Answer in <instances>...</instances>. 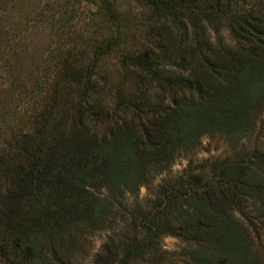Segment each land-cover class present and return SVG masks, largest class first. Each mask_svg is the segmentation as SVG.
I'll list each match as a JSON object with an SVG mask.
<instances>
[{
    "label": "trees",
    "instance_id": "obj_1",
    "mask_svg": "<svg viewBox=\"0 0 264 264\" xmlns=\"http://www.w3.org/2000/svg\"><path fill=\"white\" fill-rule=\"evenodd\" d=\"M134 1L152 26L143 38L148 48L121 53L125 73L113 92L106 91L103 102L90 79L81 85L93 63L63 65L58 74L71 79L74 90L56 91L16 144L20 161L7 167L16 185L9 194L28 208L0 209V255L7 264H40V225L50 216L64 214L68 228L98 220L105 228L125 193L149 185L203 135L235 144L255 127L264 108V0ZM108 7L102 1L111 19ZM119 41L97 44L94 60L118 49ZM263 170L264 153L254 151L240 165L218 166L207 180L188 175L185 182L165 183L161 200L138 211L139 226L123 248L105 245L98 264H163L149 257L159 253L164 235L195 244L196 264H243L234 256L244 251L225 207L235 202L236 188L264 201Z\"/></svg>",
    "mask_w": 264,
    "mask_h": 264
},
{
    "label": "rangeland",
    "instance_id": "obj_2",
    "mask_svg": "<svg viewBox=\"0 0 264 264\" xmlns=\"http://www.w3.org/2000/svg\"><path fill=\"white\" fill-rule=\"evenodd\" d=\"M102 1L112 11L111 19L101 10ZM145 14L144 7L134 0H0V209L3 213L16 209L25 212L28 208L24 199L14 200L9 194L16 185L7 167L20 161L16 144L23 134L31 132L32 117L51 105L56 91L66 96L74 90L71 79L59 76L60 68L74 64L84 69L93 63L81 85L90 79L98 91L95 98L104 102V93L113 92L125 73L118 63L121 53L148 48L143 38L152 26L146 22ZM221 34L230 44L228 33L222 30ZM116 36L120 39L119 48L94 60L95 46ZM102 129L103 126L99 130ZM254 151L264 153V108L256 115L254 129L235 144L219 135H203L195 150L177 154L168 170L156 175L149 185L140 186L133 194L125 193L105 228L101 220L95 224L81 221L68 228L67 216L61 212L54 217L49 215L48 222L40 225L37 249L40 264H98L104 258L105 245L113 243L119 250L123 248L139 226L138 211L144 212L161 200L159 191L165 183L185 182L188 175L207 180L218 174V166L240 165ZM252 170L256 172L257 165ZM98 193L104 196V190ZM231 193L235 202L225 208L240 234L242 250L238 251H244V256L235 253L234 256L240 257L243 264H264L263 198L242 195L237 188ZM135 231L139 232V227ZM159 248V253L149 258L163 259V264H196L198 255L193 252L199 248L195 244L164 235L159 239ZM9 261L6 255H0V264Z\"/></svg>",
    "mask_w": 264,
    "mask_h": 264
}]
</instances>
